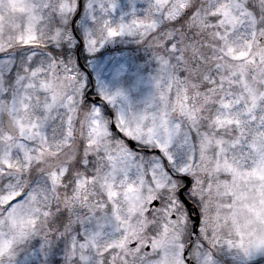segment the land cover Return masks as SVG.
I'll use <instances>...</instances> for the list:
<instances>
[{
  "label": "snow or ice",
  "instance_id": "obj_1",
  "mask_svg": "<svg viewBox=\"0 0 264 264\" xmlns=\"http://www.w3.org/2000/svg\"><path fill=\"white\" fill-rule=\"evenodd\" d=\"M0 264H264V0H0Z\"/></svg>",
  "mask_w": 264,
  "mask_h": 264
},
{
  "label": "rangeland",
  "instance_id": "obj_2",
  "mask_svg": "<svg viewBox=\"0 0 264 264\" xmlns=\"http://www.w3.org/2000/svg\"><path fill=\"white\" fill-rule=\"evenodd\" d=\"M109 47L112 48L113 51L105 53V60L110 59L112 57H127L133 60L135 63H140V60H138L137 58H146L142 55L145 52L143 50L138 49L134 44L117 42L116 44L109 45ZM108 75L109 73L107 72V70H105V76Z\"/></svg>",
  "mask_w": 264,
  "mask_h": 264
},
{
  "label": "trees",
  "instance_id": "obj_3",
  "mask_svg": "<svg viewBox=\"0 0 264 264\" xmlns=\"http://www.w3.org/2000/svg\"><path fill=\"white\" fill-rule=\"evenodd\" d=\"M142 55H143L144 57H146V54H145V53H144V54H142ZM143 56H142V57H143ZM138 60H141V58H140V59H138Z\"/></svg>",
  "mask_w": 264,
  "mask_h": 264
}]
</instances>
